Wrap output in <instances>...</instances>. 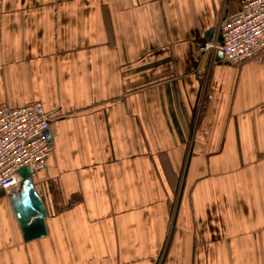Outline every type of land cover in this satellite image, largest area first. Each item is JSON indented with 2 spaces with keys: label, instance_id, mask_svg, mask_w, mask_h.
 <instances>
[{
  "label": "crops",
  "instance_id": "1",
  "mask_svg": "<svg viewBox=\"0 0 264 264\" xmlns=\"http://www.w3.org/2000/svg\"><path fill=\"white\" fill-rule=\"evenodd\" d=\"M249 0H0V108L39 102L46 235L0 192V264H264V58L204 36Z\"/></svg>",
  "mask_w": 264,
  "mask_h": 264
},
{
  "label": "built area",
  "instance_id": "2",
  "mask_svg": "<svg viewBox=\"0 0 264 264\" xmlns=\"http://www.w3.org/2000/svg\"><path fill=\"white\" fill-rule=\"evenodd\" d=\"M219 39L221 42L219 43ZM203 51H220L229 66L264 58V0H249L235 14L221 20ZM51 117L41 103L0 108V192L21 186L20 170L32 178L45 167L52 150Z\"/></svg>",
  "mask_w": 264,
  "mask_h": 264
},
{
  "label": "water",
  "instance_id": "3",
  "mask_svg": "<svg viewBox=\"0 0 264 264\" xmlns=\"http://www.w3.org/2000/svg\"><path fill=\"white\" fill-rule=\"evenodd\" d=\"M214 30H210L204 36L202 46L213 37ZM221 42V39L218 41ZM222 53L217 51L216 59H221ZM22 179L20 188L11 194L12 210L16 217L18 226L22 232L25 242L41 238L46 235L44 218L46 213L44 205L36 191L34 190L27 168L20 170Z\"/></svg>",
  "mask_w": 264,
  "mask_h": 264
}]
</instances>
